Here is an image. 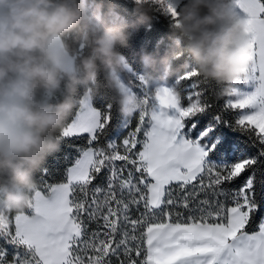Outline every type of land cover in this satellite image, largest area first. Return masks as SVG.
<instances>
[{
    "label": "snow or ice",
    "instance_id": "snow-or-ice-1",
    "mask_svg": "<svg viewBox=\"0 0 264 264\" xmlns=\"http://www.w3.org/2000/svg\"><path fill=\"white\" fill-rule=\"evenodd\" d=\"M234 3L250 39L235 81L210 97L194 70L132 73L135 127L110 100L83 104L63 181L43 168L27 212L0 206V264H264V0Z\"/></svg>",
    "mask_w": 264,
    "mask_h": 264
},
{
    "label": "clouds",
    "instance_id": "clouds-1",
    "mask_svg": "<svg viewBox=\"0 0 264 264\" xmlns=\"http://www.w3.org/2000/svg\"><path fill=\"white\" fill-rule=\"evenodd\" d=\"M133 3L137 25L155 11L169 17L175 10L173 45L162 56H141L138 75L148 82L194 70L229 85L246 66L250 39L234 0ZM132 27L116 0H0V206L6 211L27 209L36 174L60 151L61 133L83 104L107 90L121 116L135 115L142 101L121 75L129 69L121 49L130 47Z\"/></svg>",
    "mask_w": 264,
    "mask_h": 264
},
{
    "label": "trees",
    "instance_id": "trees-1",
    "mask_svg": "<svg viewBox=\"0 0 264 264\" xmlns=\"http://www.w3.org/2000/svg\"><path fill=\"white\" fill-rule=\"evenodd\" d=\"M116 2L121 15L124 16L131 24H133V27L130 29L132 32L131 39L129 41L130 47L127 49H121V52L127 57L129 64V69L123 72L121 75L122 78H127L132 73L139 74L141 72V56L144 52H157L162 56L173 45L169 28L170 18L159 11H155L152 13V19L149 23L137 25L135 23L136 17L133 14L135 7L133 0H116ZM182 60L185 62L188 60V58L185 57ZM193 79L196 78L194 77ZM201 79L204 80L203 78ZM205 87L208 88V94L210 97L212 96L213 91H219L220 89V85L216 84L215 82H209L205 85ZM82 91L83 90L81 89V92ZM110 96L111 93L107 90L102 91L100 95H98L93 101V106L100 108L101 106L99 101L102 98L109 100ZM212 98L218 103H223L226 97L223 95H218ZM116 110L117 114L121 116L117 108ZM75 112L76 111H74L73 116ZM72 118H70V121ZM137 119L138 117L135 115L130 118L132 127H135ZM108 137H111L113 142H116L120 139L119 136L112 135V130L106 131L105 139ZM83 143L84 142L81 140L75 138L70 141H62L60 151L48 157L43 168H47L53 174L52 177L48 178L50 183L63 181L64 171L68 167L72 166L81 147L83 146ZM41 175V171L36 174L38 189L42 187L40 184ZM27 211L28 209H25V212ZM15 214L16 213L14 212L10 213V215L13 216Z\"/></svg>",
    "mask_w": 264,
    "mask_h": 264
}]
</instances>
